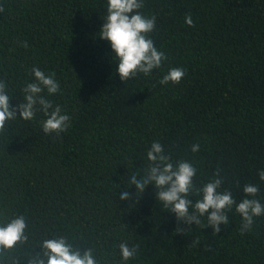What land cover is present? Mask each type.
Here are the masks:
<instances>
[{
	"label": "trees",
	"instance_id": "16d2710c",
	"mask_svg": "<svg viewBox=\"0 0 264 264\" xmlns=\"http://www.w3.org/2000/svg\"><path fill=\"white\" fill-rule=\"evenodd\" d=\"M141 11L156 17L149 35L167 59L122 82L98 36L106 0H0V80L10 103L22 101L38 67L59 82L49 98L71 125L45 134L37 113L0 131V219L23 215L29 237L0 254L3 264H26L53 233L92 248L99 264H121L123 241L137 246L127 264H264V217L242 234L233 210L213 234L206 218L189 229L178 223L152 185L138 202L119 200L128 172L147 166L159 140L173 161L193 163L197 186L219 173L237 201L255 184L264 203V0H144ZM172 67L184 77L161 84Z\"/></svg>",
	"mask_w": 264,
	"mask_h": 264
},
{
	"label": "clouds",
	"instance_id": "9594fccd",
	"mask_svg": "<svg viewBox=\"0 0 264 264\" xmlns=\"http://www.w3.org/2000/svg\"><path fill=\"white\" fill-rule=\"evenodd\" d=\"M144 0H106V16L100 27L99 38L110 45V58L115 62V72L122 82L137 77L138 74L150 75L153 70L161 69L167 59L166 54L157 48L150 33L156 27V17L145 15L141 9ZM185 23L192 26L191 15L185 16ZM32 79L21 89L22 101L11 104L15 99L8 91L5 81L0 80V131L9 121L18 117L24 121L36 118L43 113L41 121L45 134L59 135L70 125V117L60 105L49 98L60 92V84L54 74H46L38 67L32 68ZM185 75V69L172 67L162 76L161 84L169 82L178 84ZM199 150V144L191 146L192 152ZM147 166L140 170L128 172L127 184L119 192V200L138 202L147 186L156 190V201L174 214L178 223L200 225L201 218H206L213 234L221 231V225L229 223L228 213L233 210L241 217V233L252 230L255 218L264 217V203L257 198L259 187L245 184L240 201H237L231 190L221 189L222 178H216L197 186L195 177L197 168L191 161H173L159 140H154L146 151ZM258 176L264 181V168L258 170ZM134 186V191H130ZM121 185L118 184V188ZM192 197H197L193 200ZM27 221L23 215L0 219V254L27 242ZM187 229V230H188ZM177 232L184 229L177 228ZM40 251H29L26 264H99L92 248H81L74 240L53 233L39 243ZM121 264L137 255V246L127 241L119 244ZM3 264V261H0Z\"/></svg>",
	"mask_w": 264,
	"mask_h": 264
}]
</instances>
